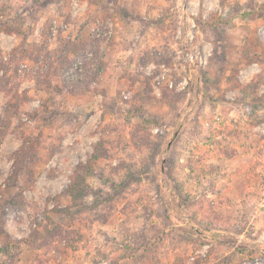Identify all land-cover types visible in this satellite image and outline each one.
<instances>
[{
  "label": "rangeland",
  "instance_id": "obj_1",
  "mask_svg": "<svg viewBox=\"0 0 264 264\" xmlns=\"http://www.w3.org/2000/svg\"><path fill=\"white\" fill-rule=\"evenodd\" d=\"M0 264H264V0H0Z\"/></svg>",
  "mask_w": 264,
  "mask_h": 264
},
{
  "label": "trees",
  "instance_id": "obj_2",
  "mask_svg": "<svg viewBox=\"0 0 264 264\" xmlns=\"http://www.w3.org/2000/svg\"><path fill=\"white\" fill-rule=\"evenodd\" d=\"M101 155L98 152V149H96V153L94 156L91 158L92 160H97ZM89 164L81 167L79 169V172L76 173L75 178H72V182L70 186L67 188L66 193L70 195L71 197H76L83 189V184H84V171H88ZM80 185V186H79ZM82 186V187H81ZM181 205H183L181 203Z\"/></svg>",
  "mask_w": 264,
  "mask_h": 264
}]
</instances>
